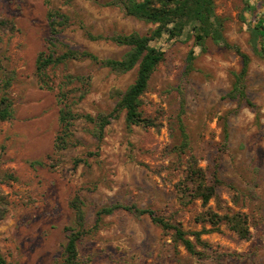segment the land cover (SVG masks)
<instances>
[{
    "label": "rangeland",
    "instance_id": "rangeland-1",
    "mask_svg": "<svg viewBox=\"0 0 264 264\" xmlns=\"http://www.w3.org/2000/svg\"><path fill=\"white\" fill-rule=\"evenodd\" d=\"M262 1L214 0L224 39L250 56L247 94L255 108L228 96L241 56L212 36L197 44L195 32L186 28L173 39L165 33L152 42L165 51V59L151 76L141 108L156 126H128L122 110L98 141L93 124L80 118L73 126L80 142L56 151L61 128L57 88H44L36 70L37 56L47 48L48 9L60 8L71 16L72 24L61 34L64 42L100 57L121 58L130 47L91 40L81 23L104 35L147 34L156 24L126 14L111 0H0V16L16 26L0 29V101L4 77H13L9 96L14 115L0 121V197L7 203L0 220V252L8 264H60L65 228L74 224L70 201L77 193L84 201L87 227L95 225L102 206L121 203L151 208L191 232L211 226L196 220L208 207L242 211L251 231L242 238L223 222L220 231L202 235L209 246L197 245L205 253L199 256L176 245L172 231L148 214L118 209L80 240L81 264H264V58L255 53L249 28L260 11L251 15L247 10L248 3L259 6ZM191 51L194 60L188 68ZM137 68L118 73L77 61L49 72L55 83L66 73L90 74L89 91L74 109L96 116L116 106L114 90L133 83ZM181 124L189 137L184 149ZM191 156L209 182L220 180L217 198L206 206L199 198L184 202L178 191ZM76 159L82 161L75 164Z\"/></svg>",
    "mask_w": 264,
    "mask_h": 264
},
{
    "label": "trees",
    "instance_id": "trees-1",
    "mask_svg": "<svg viewBox=\"0 0 264 264\" xmlns=\"http://www.w3.org/2000/svg\"><path fill=\"white\" fill-rule=\"evenodd\" d=\"M111 4L119 5L126 14L135 16L148 23L156 24L149 33L142 34L138 31L130 33L117 32L111 35L94 34L81 23L84 34L91 40H106L119 46H129V50L121 57H100L95 52L78 48L64 42L61 39L62 32L71 24V16L60 8L50 7L47 11L49 37L47 48L39 52L36 59V70L41 85L44 88H57V96L60 104L59 122L60 131L55 139V150L60 151L80 142L75 137L73 126L77 119L85 118L93 124V134L98 141L104 138L105 127L112 119L119 116L122 110L126 111L128 126L141 125L143 127L156 126L154 118L147 117L142 111L143 95L149 87V82L157 66L165 59V51L152 44L165 33L170 39L180 36L186 28L195 32L197 44H204L208 36H212L217 42H223L228 48L233 49L242 58V67L235 73V81L228 96L255 108L256 104L247 94V76L250 64V56L239 45L226 41L221 33V22L215 16L214 0H111ZM249 14H257L255 23L250 24L254 51L264 58V0L259 6L248 3ZM0 29L15 30V23L6 17L0 16ZM194 60L193 51L188 56V68H191ZM77 61H90L99 66L107 67L112 71L124 73L137 66V76L125 90L115 89L118 99L116 106L110 112H100L93 116L88 113H79L74 109V103L81 100L88 93L91 85V75L66 73L60 82L50 75L49 69L60 64H68ZM13 77L7 75L3 79V94L0 101V121L11 118L14 115L13 101L9 96V87ZM75 83H80L79 86ZM79 91V95L75 94ZM77 95V99H76ZM183 137L182 149L189 145V137L181 124ZM82 161L76 159L75 164ZM1 163V160H0ZM218 178L209 182L206 170L199 165L195 156L188 160L187 173L178 184L180 197L184 202L193 199H201L204 206L208 205L212 198H217ZM6 201L0 197V220L6 214ZM70 207L74 213V224L66 226V242L64 244L60 264H81L79 256V242L84 235L97 228L103 216L114 213L118 209L127 210L135 215L148 214L152 221L160 225L166 231H172L171 237L177 245H183L191 254L204 256L205 253L197 248V245L208 247L209 243L202 238L203 234L220 231V225L225 222L230 229L240 237L250 236L248 215L242 211H227L221 213L208 207L196 216L201 223H209L211 226L201 230L188 231L180 224L156 213L151 208H141L135 204L113 203L102 206L96 212V221L93 227H87L84 201L77 193L70 201ZM194 236V240L191 238ZM0 264H8L0 252Z\"/></svg>",
    "mask_w": 264,
    "mask_h": 264
}]
</instances>
